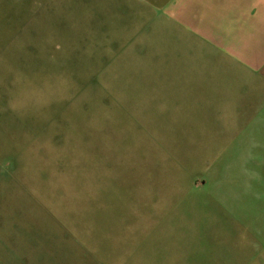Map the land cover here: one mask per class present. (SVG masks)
<instances>
[{
	"label": "rangeland",
	"instance_id": "1",
	"mask_svg": "<svg viewBox=\"0 0 264 264\" xmlns=\"http://www.w3.org/2000/svg\"><path fill=\"white\" fill-rule=\"evenodd\" d=\"M21 1L0 0V264H30L51 240L83 246L101 236L94 215H216L258 264L253 133L191 122L159 90L175 64L159 59L141 7L48 0L25 19Z\"/></svg>",
	"mask_w": 264,
	"mask_h": 264
},
{
	"label": "crops",
	"instance_id": "2",
	"mask_svg": "<svg viewBox=\"0 0 264 264\" xmlns=\"http://www.w3.org/2000/svg\"><path fill=\"white\" fill-rule=\"evenodd\" d=\"M48 2L22 0L25 19L33 18L30 14L41 11ZM126 3L141 7L144 29H153L152 34L157 35L159 59L174 61V68L158 72L159 78L171 77L169 85L159 80V90H166V86L173 90L175 106L191 109V122L237 124L240 140L253 133L255 154L260 157L255 201L260 203L263 215L264 0ZM128 11L134 17L135 9ZM226 118H232V122ZM219 130L226 133L222 126ZM241 153L239 148L237 155L243 160ZM241 168L245 169L244 162ZM94 217L87 223L94 225L91 229L101 236L85 235L84 245L78 248L65 242L56 245L53 240L42 250L38 246L34 250L33 246L30 264H253L247 260L243 240L239 238L232 244L230 229L224 223L217 224L216 215ZM117 220L124 223L121 229L114 230ZM70 224L74 227L81 223ZM255 252V260L259 257L258 264H264V241L256 244Z\"/></svg>",
	"mask_w": 264,
	"mask_h": 264
}]
</instances>
